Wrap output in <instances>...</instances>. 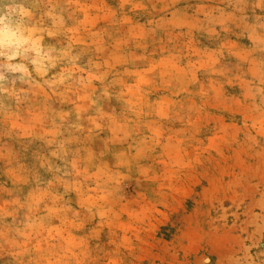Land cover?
<instances>
[{
  "label": "rangeland",
  "instance_id": "1",
  "mask_svg": "<svg viewBox=\"0 0 264 264\" xmlns=\"http://www.w3.org/2000/svg\"><path fill=\"white\" fill-rule=\"evenodd\" d=\"M5 4L0 264H264V0Z\"/></svg>",
  "mask_w": 264,
  "mask_h": 264
},
{
  "label": "clouds",
  "instance_id": "2",
  "mask_svg": "<svg viewBox=\"0 0 264 264\" xmlns=\"http://www.w3.org/2000/svg\"><path fill=\"white\" fill-rule=\"evenodd\" d=\"M26 15L23 6L19 4H5L3 12L0 14V67L16 73H27L25 63H12L17 58L21 61L27 60V53L32 52L39 55V48L34 47L32 41L26 35L23 26V17ZM31 64H37V60L32 59ZM5 77L0 73V80Z\"/></svg>",
  "mask_w": 264,
  "mask_h": 264
}]
</instances>
